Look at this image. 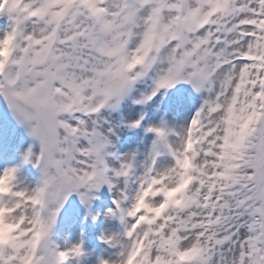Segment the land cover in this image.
<instances>
[{
  "label": "snow or ice",
  "instance_id": "1",
  "mask_svg": "<svg viewBox=\"0 0 264 264\" xmlns=\"http://www.w3.org/2000/svg\"><path fill=\"white\" fill-rule=\"evenodd\" d=\"M0 98V264H264V0H0Z\"/></svg>",
  "mask_w": 264,
  "mask_h": 264
},
{
  "label": "rangeland",
  "instance_id": "2",
  "mask_svg": "<svg viewBox=\"0 0 264 264\" xmlns=\"http://www.w3.org/2000/svg\"><path fill=\"white\" fill-rule=\"evenodd\" d=\"M125 135H130V134L126 133ZM138 135H139V133L134 134L133 139L135 138V136H138ZM0 139H3L4 145L6 147H8V146L15 147L16 145H18L20 143V142H18V139L14 138L12 133H9L8 128L2 129L1 125H0ZM130 146H131L130 143L124 145V147H130ZM75 202H77V204ZM72 203H71V206H73V208H79L80 207L78 201H76L74 198H73ZM103 204H110V199L108 197H104L103 198ZM103 204H98L97 207H103ZM77 212L78 211H76L73 216L77 215ZM99 228H100L99 225L93 226L91 223H88L86 226V230H87V234H88V246L89 247H91V246L95 247L98 249V251L100 250V247H101L100 241L98 239H96ZM73 231L75 233V229ZM73 239H75V238H73Z\"/></svg>",
  "mask_w": 264,
  "mask_h": 264
},
{
  "label": "bare ground",
  "instance_id": "3",
  "mask_svg": "<svg viewBox=\"0 0 264 264\" xmlns=\"http://www.w3.org/2000/svg\"><path fill=\"white\" fill-rule=\"evenodd\" d=\"M0 125H1L2 129L8 128L9 133H12L14 138L18 139V142H20V143L23 142L25 145L27 143L31 142V138L28 137L26 135V133H24V131L21 128H19L15 124V122L12 120L11 114L7 108V104L3 101L2 98H0ZM75 203L77 204V202H75ZM67 207H68V212H69L70 216H73L76 211L80 210L82 212V209H80V207L79 208H73V206H71V204L68 205ZM73 218H76L77 220L79 219V217L77 215L73 216ZM77 227H79V223L77 224ZM73 238H75L74 231H73L72 239ZM96 250H97V252H99L97 248H96Z\"/></svg>",
  "mask_w": 264,
  "mask_h": 264
}]
</instances>
